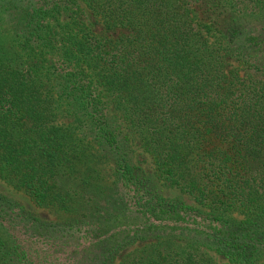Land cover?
<instances>
[{"label": "trees", "instance_id": "trees-1", "mask_svg": "<svg viewBox=\"0 0 264 264\" xmlns=\"http://www.w3.org/2000/svg\"><path fill=\"white\" fill-rule=\"evenodd\" d=\"M0 15V178L64 215L0 193V264H218L203 248L264 264V0H0ZM134 140L196 205L148 186Z\"/></svg>", "mask_w": 264, "mask_h": 264}, {"label": "rangeland", "instance_id": "rangeland-1", "mask_svg": "<svg viewBox=\"0 0 264 264\" xmlns=\"http://www.w3.org/2000/svg\"><path fill=\"white\" fill-rule=\"evenodd\" d=\"M1 19L4 18L3 15H0ZM3 22V19L1 20ZM0 22V33L2 36H6L7 32L3 26V23ZM90 27L94 30V32H98L102 30V26L97 23L94 19L88 20ZM117 32L111 33L106 32V34H113L116 35ZM229 65L228 68L234 66L236 63L232 59H228ZM126 132V131H124ZM132 149H133V161L135 166L138 168V171L141 175H143L146 183L149 187L156 188L161 194L165 197L169 198H176L179 200H183L186 203H190L196 205L193 201L191 196L188 194L180 191L179 189L168 185L167 183L162 182L160 179H157L154 167L148 157V155L143 151L140 147V144L134 140L132 142ZM98 168L100 171V177L103 179L104 183H110L113 179V168L111 163H108L106 160H100V164ZM0 193L19 201L23 206L28 209L29 211L35 213L36 215L40 216L42 219L47 221H56L61 219L64 215L62 213L56 212L55 210L39 207L37 204L34 203L32 198L23 190L17 189L12 185L8 184L5 180L0 178ZM230 218L235 221H239L243 218V215L238 212H232L228 214ZM49 247V248H48ZM133 247L126 248L123 253L128 252ZM32 251L34 258L38 261H44L45 258L49 257L50 246L49 245H42L40 243H36L32 246ZM203 251L206 253L207 256L211 257V259L218 263V264H228L229 261L226 257L222 254H219L213 250H209L208 248H203ZM62 261V260H61Z\"/></svg>", "mask_w": 264, "mask_h": 264}]
</instances>
